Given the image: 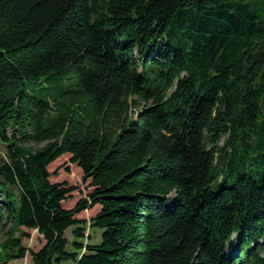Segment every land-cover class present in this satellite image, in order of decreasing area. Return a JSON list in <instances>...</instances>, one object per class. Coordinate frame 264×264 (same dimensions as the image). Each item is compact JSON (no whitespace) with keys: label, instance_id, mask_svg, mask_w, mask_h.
<instances>
[{"label":"trees","instance_id":"16d2710c","mask_svg":"<svg viewBox=\"0 0 264 264\" xmlns=\"http://www.w3.org/2000/svg\"><path fill=\"white\" fill-rule=\"evenodd\" d=\"M263 11L0 0V264L27 255L23 226L34 264H264ZM64 154L93 187L71 208Z\"/></svg>","mask_w":264,"mask_h":264},{"label":"rangeland","instance_id":"374dc122","mask_svg":"<svg viewBox=\"0 0 264 264\" xmlns=\"http://www.w3.org/2000/svg\"><path fill=\"white\" fill-rule=\"evenodd\" d=\"M260 15L262 18H264V11L261 12ZM31 144L42 147L44 142L38 144L32 142ZM6 150V145L3 143L0 144V156H5ZM49 169L52 172V181L66 182L68 185L76 186V189L73 190L71 197L64 201V206L67 208L74 207L82 197H86L88 192L93 189V187L89 184V181L83 180L82 168L78 165V163L71 162L69 154H64L55 160L49 166ZM100 208V205H96L94 207L87 208L76 215L80 219L87 220L86 237L83 239L84 242L94 243L99 242L102 239L103 229L93 227L90 221L92 216H94L100 210ZM73 230L74 226L70 227L66 233L70 241L75 239ZM7 231L8 226H3L0 224V247L3 241L8 237ZM24 232L26 234H23ZM15 233L16 236H22V243L27 248H29V250L24 258L12 259L10 260L9 264H34L31 251L40 249L46 242L45 238L38 232L37 229L27 228L24 226L18 229ZM71 248L72 245L69 244V249Z\"/></svg>","mask_w":264,"mask_h":264}]
</instances>
